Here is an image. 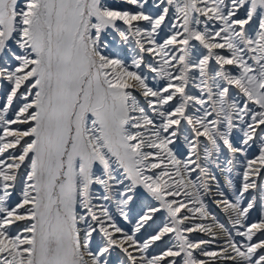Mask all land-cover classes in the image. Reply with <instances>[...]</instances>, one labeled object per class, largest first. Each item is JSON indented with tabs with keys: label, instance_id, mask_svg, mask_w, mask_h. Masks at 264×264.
I'll use <instances>...</instances> for the list:
<instances>
[{
	"label": "snow or ice",
	"instance_id": "obj_1",
	"mask_svg": "<svg viewBox=\"0 0 264 264\" xmlns=\"http://www.w3.org/2000/svg\"><path fill=\"white\" fill-rule=\"evenodd\" d=\"M0 264H264V0H0Z\"/></svg>",
	"mask_w": 264,
	"mask_h": 264
}]
</instances>
